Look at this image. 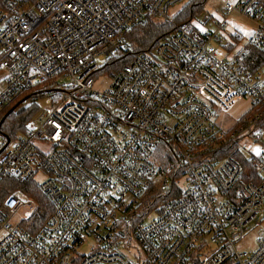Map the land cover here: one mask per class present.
Returning a JSON list of instances; mask_svg holds the SVG:
<instances>
[{
    "label": "built area",
    "instance_id": "built-area-1",
    "mask_svg": "<svg viewBox=\"0 0 264 264\" xmlns=\"http://www.w3.org/2000/svg\"><path fill=\"white\" fill-rule=\"evenodd\" d=\"M186 1L0 0V115L32 89L49 104L25 133H0V264H264V230L236 248L264 224V64L248 61L250 45L264 53V0H223L214 31L207 15L173 22ZM235 11L256 27L230 24ZM147 19L174 29L106 70ZM29 181L48 200L39 213ZM156 181L174 189L141 218Z\"/></svg>",
    "mask_w": 264,
    "mask_h": 264
},
{
    "label": "trees",
    "instance_id": "trees-1",
    "mask_svg": "<svg viewBox=\"0 0 264 264\" xmlns=\"http://www.w3.org/2000/svg\"><path fill=\"white\" fill-rule=\"evenodd\" d=\"M205 0H189L185 3L177 14L173 17L176 23L189 20L191 15L199 12ZM174 29V25L164 21H154L147 19L144 23L138 24L127 30L124 34L125 46L124 53L117 54L106 60V70L111 71L126 64L129 59L142 51L150 50L163 38L166 37ZM252 61L251 65L259 66L264 64V53L254 46H249L248 61ZM38 91V90H37ZM39 94H43V90H39ZM27 93L15 100L12 105L6 108L0 115V133L7 139L12 140L20 131L26 132V124L36 110L38 105L34 103L27 104L24 108L16 112L11 110V107L20 104L24 99H27ZM244 168H248L246 162ZM245 178V175L242 176ZM24 193L34 199L38 205L36 213H39L40 208L48 206V200L39 191L36 185L32 182H19ZM174 188L170 186L166 191L162 188V183L156 181L144 190L139 202V217H144L148 211L157 209L168 198V192Z\"/></svg>",
    "mask_w": 264,
    "mask_h": 264
},
{
    "label": "rangeland",
    "instance_id": "rangeland-1",
    "mask_svg": "<svg viewBox=\"0 0 264 264\" xmlns=\"http://www.w3.org/2000/svg\"><path fill=\"white\" fill-rule=\"evenodd\" d=\"M189 0H187L185 3H187ZM222 2L223 0H205L202 4V8L199 12H196L193 16L196 20L200 21L205 15L209 17V20L204 24L205 28L208 30L214 31L216 30V24L213 16H211V13L213 12L216 14H223L222 12ZM184 2H181L174 7L169 8L168 10V16H173V13L176 9H181V7L185 4ZM177 14V13H176ZM174 14V16L176 15ZM228 20L230 21V24L234 25L236 24L240 29H242L244 32H248L251 29H254L256 27V22L252 20L251 18L247 17L246 15H243L242 13L235 11L234 13L227 16ZM173 22L175 23L174 19ZM170 23V22H169ZM125 42V40H124ZM125 46V45H124ZM105 61V58L99 60V63H103ZM110 81V76L107 74L101 75L98 78V82H94V88L97 90L103 89L106 85H108ZM32 90H29L27 92V95L32 93ZM34 103L38 105L36 110L33 112L35 114L39 107L45 108L49 104L47 103V96L46 94L38 95L34 101L30 98L24 99L20 104H18L19 109H22L27 104ZM245 105L246 103L244 101H240L237 104H235L228 112L226 113H219L220 121L218 122V125L221 127H228L232 125V123L235 122L237 119V116H240L245 112ZM17 107V108H18ZM18 133H21L20 131ZM264 136V132H263ZM261 150H263V147L259 144L254 145V151L255 153H259ZM180 186L185 185V180H181L179 183ZM145 221H148L146 219ZM264 230V224L256 222L249 226L247 230L244 232L242 238L236 242V248L240 251H246L248 249H253L255 246V239L261 234V232ZM88 245L85 244L81 246L79 251H88Z\"/></svg>",
    "mask_w": 264,
    "mask_h": 264
},
{
    "label": "crops",
    "instance_id": "crops-1",
    "mask_svg": "<svg viewBox=\"0 0 264 264\" xmlns=\"http://www.w3.org/2000/svg\"><path fill=\"white\" fill-rule=\"evenodd\" d=\"M240 28V27H239ZM241 31H243L242 29H240ZM244 32V31H243ZM246 33V32H245Z\"/></svg>",
    "mask_w": 264,
    "mask_h": 264
}]
</instances>
